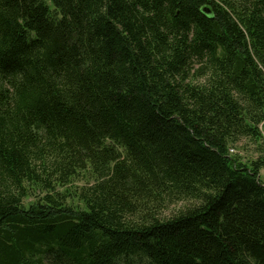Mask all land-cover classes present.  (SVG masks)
<instances>
[{
  "label": "trees",
  "instance_id": "trees-1",
  "mask_svg": "<svg viewBox=\"0 0 264 264\" xmlns=\"http://www.w3.org/2000/svg\"><path fill=\"white\" fill-rule=\"evenodd\" d=\"M262 172L264 0H0V264H264Z\"/></svg>",
  "mask_w": 264,
  "mask_h": 264
},
{
  "label": "rangeland",
  "instance_id": "rangeland-1",
  "mask_svg": "<svg viewBox=\"0 0 264 264\" xmlns=\"http://www.w3.org/2000/svg\"><path fill=\"white\" fill-rule=\"evenodd\" d=\"M247 144H248L247 142H242L239 145H237V147H235L234 149L236 153L239 154L240 156L250 159L255 156V152H254V148ZM262 177L264 179V172H262ZM28 202H32V199L28 200Z\"/></svg>",
  "mask_w": 264,
  "mask_h": 264
}]
</instances>
